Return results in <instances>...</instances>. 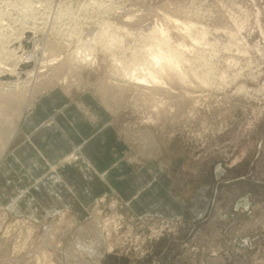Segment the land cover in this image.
Listing matches in <instances>:
<instances>
[{
  "label": "rangeland",
  "instance_id": "rangeland-1",
  "mask_svg": "<svg viewBox=\"0 0 264 264\" xmlns=\"http://www.w3.org/2000/svg\"><path fill=\"white\" fill-rule=\"evenodd\" d=\"M27 28L36 40L22 46L38 48L33 68L45 65L17 84L0 81V167L38 99L55 89L89 94L113 115L132 163L161 164L196 212L139 216L106 195L83 220L70 209L38 218L0 202V264H100L108 255L264 264V0H0V72ZM158 39L182 57L175 74L185 82L173 72L157 85L131 78L146 74L139 64ZM80 161L78 151L62 165Z\"/></svg>",
  "mask_w": 264,
  "mask_h": 264
},
{
  "label": "crops",
  "instance_id": "crops-1",
  "mask_svg": "<svg viewBox=\"0 0 264 264\" xmlns=\"http://www.w3.org/2000/svg\"><path fill=\"white\" fill-rule=\"evenodd\" d=\"M21 132L24 138L0 167V202L16 206L20 214L41 218L70 209L83 220L94 202L115 195L139 216L194 219L196 203L175 192L161 164L132 163L129 144L113 115L95 97L86 94L75 99L55 89L35 102ZM78 151L80 162L62 165ZM220 261L179 257L175 264ZM100 264H130V260L108 255Z\"/></svg>",
  "mask_w": 264,
  "mask_h": 264
},
{
  "label": "bare ground",
  "instance_id": "bare-ground-1",
  "mask_svg": "<svg viewBox=\"0 0 264 264\" xmlns=\"http://www.w3.org/2000/svg\"><path fill=\"white\" fill-rule=\"evenodd\" d=\"M160 32L162 33L161 30H160ZM33 33L34 32L31 31L30 28L25 29V31H23V36L21 34V36L23 37L21 39V43L16 42L17 45L18 44H20V45L18 47H16V49H14V52L16 54H19V55L18 56L16 55L17 58L14 59L13 63H11V64L7 63V64L2 66V71L0 72V81L2 83H4V84H8V83L9 84H17L22 79L27 80L30 77L35 76V75L43 72L42 69L45 65L44 63L38 64L39 67L33 68L34 63H36V59H37V52L36 51L38 48L35 47L34 53H31V52L26 51L22 46L23 44H25V46L30 47V44L34 40H36L35 35ZM155 33H159V32H155ZM163 33H165V32H163ZM156 35H158V34H156ZM156 35H155V37H156ZM161 36L163 37V35H161ZM153 39H154V37H153ZM17 40L20 41V38ZM159 40H162V42ZM157 42H160V43H156V42L153 43L152 42L150 44V48L157 47L158 52L147 54L148 56H150L151 60H149V58H147V57H146L147 59L144 57V59L149 60V61L143 60V63L139 64V66H142L143 70L146 71V74L144 76H139V75H136L134 72L130 75L132 79H135L136 81L141 82V83H150V84H156L157 85V84H161V83H159V80H162L164 78L163 76L165 74L167 75L168 72L169 73L173 72L174 74H175V72L177 73L179 66L183 62L181 59L182 57H180L178 52L171 50L169 47L167 49L165 48L166 40L158 39ZM34 60H35V62H34ZM83 62H85V61H83ZM37 63H39V61H37ZM28 64L32 65V69L25 70L23 67L28 65ZM195 73L196 72L191 73V76L194 75ZM171 75H169V76L171 77ZM196 75L197 74H195L193 78H195ZM176 76H178V79L182 82H185L187 80L186 79L187 77H185L184 75L178 74ZM191 76H189V77H191ZM165 78H166V76H165ZM6 79H8V81ZM2 80H4L5 82H3ZM204 82L205 81H203V83ZM201 84H202V82H201Z\"/></svg>",
  "mask_w": 264,
  "mask_h": 264
},
{
  "label": "water",
  "instance_id": "water-1",
  "mask_svg": "<svg viewBox=\"0 0 264 264\" xmlns=\"http://www.w3.org/2000/svg\"><path fill=\"white\" fill-rule=\"evenodd\" d=\"M25 70H28V69H31L32 68V65L31 64H28L26 66L23 67ZM8 81V79H6Z\"/></svg>",
  "mask_w": 264,
  "mask_h": 264
}]
</instances>
